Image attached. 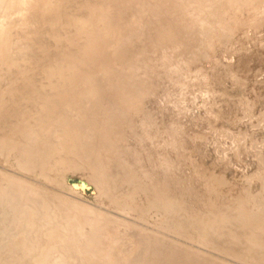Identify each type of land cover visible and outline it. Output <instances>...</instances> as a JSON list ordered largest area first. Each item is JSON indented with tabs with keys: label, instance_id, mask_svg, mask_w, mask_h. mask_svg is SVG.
Segmentation results:
<instances>
[{
	"label": "bare ground",
	"instance_id": "bare-ground-1",
	"mask_svg": "<svg viewBox=\"0 0 264 264\" xmlns=\"http://www.w3.org/2000/svg\"><path fill=\"white\" fill-rule=\"evenodd\" d=\"M0 14L1 264L63 247L41 245L59 220L47 192L78 171L122 212L194 238L131 235L94 212L96 263L264 264V0H4ZM142 26L140 50L142 32H125Z\"/></svg>",
	"mask_w": 264,
	"mask_h": 264
},
{
	"label": "rangeland",
	"instance_id": "rangeland-1",
	"mask_svg": "<svg viewBox=\"0 0 264 264\" xmlns=\"http://www.w3.org/2000/svg\"><path fill=\"white\" fill-rule=\"evenodd\" d=\"M4 0H0V4H1V2H3ZM116 3L117 2H113V6H112V9L114 10V13H115V15H116V17H117V15H119L120 16V14H122V13H124L123 12V8H121L122 6H116ZM1 15V14H0ZM2 16V15H1ZM127 17H128V15H127ZM10 22V21H9ZM10 23H12V22H10ZM148 26V25H147ZM148 28V27H147ZM141 29H143V30H141ZM140 30H138V29H131V30H126V31H129V32H125V33H127V35H130V36H133V34H135L137 31H139V32H142V38H141V41L140 42H138V43H136L135 45H136V47L137 46H140V47H142V48H140V50H143V48L145 47V44H148V43H146L147 41H146V38H147V31L146 30H144V28H143V26H142V28H141ZM130 31H133V32H130ZM136 31V32H135ZM129 33V34H128ZM22 36H20V35H18V36H16L15 37V39H13V41L15 42V46H14V50H11V51H13V53L11 52L10 54H11V56L13 55V56H17L18 55V58L21 56V55H23V56H25L24 54H26V53H28V52H30L26 47H24L25 45H24V40H23V38H21ZM20 38V39H19ZM22 40V41H21ZM18 41H20V42H18ZM144 43L143 45H140V43ZM18 43V44H17ZM19 43H20V45H19ZM22 43V44H21ZM23 45V46H22ZM144 46V47H143ZM18 47V48H17ZM19 48H21V49H19ZM17 49V50H16ZM28 51H27V50ZM132 50H135V48H131ZM31 50V49H30ZM16 51V53H14ZM24 52H26V53H24ZM132 52V51H131ZM21 53V55L19 56V54ZM16 54V55H15ZM12 56V57H13ZM40 82V81H39ZM57 86H59V84H57ZM36 88V87H35ZM47 96H49V97H51L48 93L46 94V97ZM52 97H53V95H52ZM11 168V167H10ZM17 171V170H16ZM18 172H19V170H18ZM88 174V175H87ZM57 178V177H56ZM93 179V177L89 174V172H86V171H78V172H70V173H67V174H65V176H64V183H65V185H66V187L64 188V187H60V186H57V184L56 183H52L51 184V187L49 188V192H47V193H49V196H54L53 198L54 199H56L55 200V205H56V203H57V205L59 204V205H61V206H59L58 205V207H59V210H57L58 208H57V206H56V210L58 211L57 213H58V215H56V218H59V220L58 219H56V224L54 225V227H53V230H51V233H52V231H54V236H52L51 235V238H52V240H42V244L41 245H44V246H46V244H45V242L48 244V245H50L51 246V244L53 243V250H55V246L57 245L56 243L58 242L57 240H55V239H57V238H59L58 236H60V237H62V238H64L65 240L68 238V240L66 241V242H69V243H66L65 244V240L64 239H61V238H59V239H61V240H63V242L61 241V240H59L60 242H58V243H60L61 244V242L62 243H64V245H66V246H64L63 245V247H65L64 248V252H69L68 254H67V256H70L71 254H74V253H76L75 255H74V257L71 255V257H68V258H71V260L70 259H68L67 258V256L65 257L64 255H66L63 251H62V249H63V247L60 245V250H59V248H58V250H59V252H57L58 250H56V251H51V252H56V254H53L52 255V253H50L49 254V256H48V258L51 256L52 257V260H50L51 258H49L48 260H47V258H46V263L48 262L49 264H56V263H61L63 260L65 261L66 259H68V260H70V263L68 262V261H66V262H62L61 264H66V263H68V264H73L74 262H77L78 260L77 259H79V261H81V263L83 264V259H85L86 261L84 262V264L86 263V262H89L90 260H88V259H86V257L87 258H89L90 256L92 257H90V259H91V262L90 263H88V264H94V262H95V264H98V263H96V260L97 261H100V260H98L99 258H98V250L96 249V248H100L101 247V245L99 246V247H97L96 246V244H97V242H94V240H95V234H96V232H97V224L94 222V220L95 221H98L97 219H99V221L100 222H102L103 220H106V219H109V220H111V222L112 223H114L113 224V226L115 225V224H119L118 226L119 227H121V229L123 230V227L122 226H120V225H123L124 223L126 224V226H125V224L123 225V226H125V228L126 227H128V226H130V227H128L129 229H131V228H133L134 230H135V232H132V234L131 235H133V234H136V232L139 230H142L143 232H149L148 234H153L154 236H163L162 238H164L163 240L164 241H166V242H169V241H178L179 243H182V244H185V245H188V244H186V242H185V240L186 241H188V243H190V244H192V245H188V246H191L192 248L194 247V244H193V241H191V240H194V238L192 237L193 235V233L192 232H190V233H186L185 231L187 230L186 228L185 229H181V231L182 230H185V231H183L182 232V234L181 235H179V234H173L172 233V231L170 230V229H168V228H165V229H163V228H161V227H158V225H159V223H160V217H158L159 215L157 214H151V215H148L147 214V211H144V210H139L140 208H138L137 209V211L136 212H138L139 213V215H141L142 214V216H143V214H145V217H146V215L148 216L147 217V219H143V218H140V217H137V216H134V215H132L131 213L129 214L128 212H122L120 209H119V207L118 206H120L119 205V202H115L114 200L112 201L110 198H107V196H102L101 195V193H100V190H99V187L96 185V183L94 182V180H92ZM54 187V188H53ZM67 187H71L72 189H73V192H72V195L70 196V195H68V194H65V192H66V188ZM38 189L41 191L42 189H40V187H38ZM63 192V193H62ZM68 192V191H67ZM73 196H76V197H73ZM58 197V198H57ZM63 197V198H62ZM71 197H73V199H71ZM76 198H78V199H76ZM80 198V199H79ZM58 200H60V201H58ZM71 201V202H70ZM70 202V203H69ZM61 203V204H60ZM65 203V204H64ZM72 203V204H71ZM74 203V204H73ZM64 205V207H62ZM70 205V206H69ZM76 205V206H75ZM98 205V206H97ZM118 205V206H117ZM66 206H69V208H67ZM78 206H80V208L78 207ZM62 207V208H61ZM66 207V208H65ZM71 208V209H70ZM74 209V212H72L73 211V209ZM84 208V209H83ZM101 208V209H100ZM146 209H147V207H145ZM71 211H70V210ZM64 210V211H63ZM67 210V211H66ZM83 210V211H82ZM148 210V209H147ZM76 211V212H75ZM79 211V212H78ZM87 212V214H86V212ZM66 212H69L70 214H67ZM72 212V213H71ZM85 212V213H84ZM99 216V217H96V219H94L95 217H94V214L95 213ZM98 212H100V213H98ZM140 212H141V214H140ZM142 212H144V213H142ZM61 213H62V215H61ZM76 215H75V214ZM88 213H90V214H88ZM94 213V214H93ZM65 214V215H64ZM71 214H74V216L76 217H78L79 218V220H78V218L76 217V218H72V223H70V224H72V226H73V230H72V228H71V230H69L70 228L69 227H72V226H69L68 227V229L65 227V228H63V226H61L62 224L65 226H68V225H70V224H68L67 225V223H68V221H71V220H69V218H71V217H74L73 215L72 216H70ZM82 216H81V215ZM84 214H85V216H89L90 217V219L91 218H93L94 220H90V221H88L89 219H84V218H86L85 216H84ZM92 214V215H91ZM95 214V216H97ZM103 214V215H102ZM127 214V215H126ZM129 214V215H128ZM61 216V217H60ZM62 216H64V217H62ZM68 216H70L69 218H67ZM80 216L82 217V219H80ZM88 217V218H89ZM101 217H103V218H101ZM123 217V218H122ZM144 217V216H143ZM68 219V221H66L67 219ZM106 218V219H105ZM101 219V220H100ZM126 219V220H125ZM149 219V220H148ZM74 220V221H73ZM79 221V222H77V221ZM81 220V221H80ZM84 220L86 221V223H87V221L88 222H90V223H88V225L85 223V225H87L86 226V230H89L90 229V227L91 226H93L94 228H91L90 230H89V232H85V233H90L92 230H95V228H96V230H95V234H94V232L92 233H90V234H88L87 236H86V234L84 233V234H80V233H78L79 234V236H81V237H79V236H77V238L80 240V238L81 239H83V241L81 240V241H79V240H77V239H72V238H75L73 235H78L76 232L78 231L79 232V230H80V228H78L79 226H81L82 224L84 225ZM131 220V221H130ZM159 220V221H158ZM62 221V222H61ZM82 221H83V223H82ZM98 221V222H99ZM154 221V222H153ZM59 222H60V226H59ZM67 222V223H66ZM79 223V224H81V225H79L78 226V224L77 225H75L76 223ZM97 222V223H98ZM109 222V221H108ZM116 222V223H115ZM123 222V223H122ZM57 223H58V225H57ZM65 223V224H64ZM122 223V224H121ZM92 224H95V225H92ZM99 224V223H98ZM128 224V225H127ZM89 225H91V226H89ZM57 226V227H56ZM78 226V227H77ZM89 226V227H88ZM117 226V225H116ZM169 227H172V226H170V224L168 225ZM74 227L76 228L75 229V231H74ZM174 227V226H173ZM172 227V228H173ZM55 228V229H54ZM61 229V231H63V235H64V232L67 234L66 236V238L62 235V232H60L59 230ZM127 229V228H126ZM133 229H131V230H133ZM153 229V230H152ZM156 229V230H155ZM161 229H163V230H161ZM125 230V229H124ZM123 230V231H124ZM131 230H130V233H131ZM158 230V231H157ZM60 232V234L62 235H60L59 233V235H57L56 233L57 232ZM71 231H72V234H70L71 233ZM162 232V233H161ZM167 232V233H166ZM75 233V234H74ZM125 233V232H124ZM130 233H128V231L125 233V234H127V235H130ZM55 234H56V236H55ZM164 234V235H163ZM183 234H184V236H183ZM187 234H189V237H187ZM72 235V236H71ZM84 235H85V237H88V240H87V242L86 241H84ZM170 235V236H169ZM71 236V237H70ZM54 237H55V239H54ZM186 237V238H185ZM190 237H192V238H190ZM51 238H49V239H51ZM188 238H190V239H188ZM54 239V240H53ZM89 239H90V241H92V242H90L91 244L94 242L95 243V245H93L94 247L96 246V250L98 251L97 252V254L96 253H94V252H96L95 251V249H94V251H93V249L91 250V253L89 252L90 251V249L91 248H94L92 245L90 246V243H89V245H87V246H90V249L86 246V244H88V242H89ZM86 240V239H85ZM43 241H44V244H43ZM56 241V242H55ZM74 241H77V242H79V243H82V245H83V243L84 242H86V244H84L83 245V248H82V246L80 247L79 245H81V244H78V250H77V246L76 245H74L73 243H74ZM73 242V243H72ZM77 242H75V244L77 243ZM122 242V241H121ZM56 245H55V244ZM123 243H125V241L123 242ZM68 244H69V246H68ZM70 244H71V246L72 247H74L75 248V250L76 251H73L74 250V248H71V246H70ZM74 245V246H73ZM98 245V244H97ZM197 245H199V244H197ZM58 246V245H57ZM76 246V247H75ZM200 246V245H199ZM62 247V248H61ZM66 247H68V249L66 248ZM71 249H70V248ZM202 247H204L205 249H207V250H210V248H208V247H205V246H201V248ZM84 250L85 248V252L86 251H88V252H84L82 249ZM203 248V249H204ZM57 249V248H56ZM66 249V250H65ZM80 249V250H79ZM89 249V250H88ZM70 250H71V254H70ZM81 250H82V252H81ZM100 251H101V249H99ZM38 251V250H37ZM63 252L64 254H62L61 252ZM79 251V252H78ZM206 251V250H205ZM39 252V251H38ZM38 252L35 254V253H33V254H35V256L32 254V255H26L25 256V259L27 258L28 259V257H32V259H30L31 260V262H33V260H34V263H31V264H37V261H36V263H35V260H37V256H39L38 255ZM80 253V254H79ZM207 253H209V252H207ZM86 254H89V255H86ZM91 254V255H90ZM94 254L96 255V258H98V259H95L94 258V260H93V256H94ZM23 255V254H22ZM57 256V255H59L57 258H55V256ZM79 255V256H78ZM3 256L5 257V255L3 254ZM60 256H62V257H64L65 259H61L62 257H60ZM82 256V258H83V256H86V257H84L83 259L82 258H79V257H81ZM89 256V257H88ZM220 256H223L224 257V254H222V253H220ZM95 257V256H94ZM54 258V259H53ZM61 259L60 261H58L57 262V260L56 259ZM23 260L24 261V263L25 264H29L30 263V261H29V259L28 260ZM81 259V260H80ZM55 261L56 260V262H52V261ZM72 260H73V262H72ZM76 260V261H75ZM22 261V262H23ZM78 261V262H79ZM92 261H93V263H92ZM27 262V263H26ZM10 263H12V262H9V263H7V262H5L4 264H10ZM18 263V262H17ZM16 263V264H17ZM24 263H18V264H24ZM46 263H43V264H46ZM47 263V264H48ZM80 263V262H79ZM78 263V264H79ZM1 264V263H0ZM13 264H15V262H13ZM75 264V263H74ZM77 264V263H76ZM87 264V263H86Z\"/></svg>",
	"mask_w": 264,
	"mask_h": 264
}]
</instances>
